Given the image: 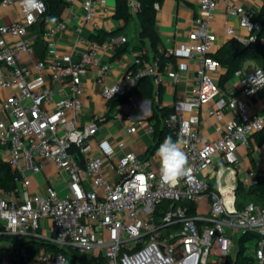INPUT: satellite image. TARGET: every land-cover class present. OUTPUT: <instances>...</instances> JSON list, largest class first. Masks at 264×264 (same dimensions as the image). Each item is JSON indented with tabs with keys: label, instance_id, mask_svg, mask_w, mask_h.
I'll list each match as a JSON object with an SVG mask.
<instances>
[{
	"label": "built area",
	"instance_id": "built-area-1",
	"mask_svg": "<svg viewBox=\"0 0 264 264\" xmlns=\"http://www.w3.org/2000/svg\"><path fill=\"white\" fill-rule=\"evenodd\" d=\"M126 1L136 15L140 1ZM14 4L20 6L22 18L8 24L0 21V91H13L1 101L6 116L0 118V142L5 145V159L19 173L15 190L0 189V223L5 231L18 240L42 238L67 251L72 247L84 255H103L105 264H208L214 254L226 260L230 256V264H235L234 240L256 232L261 237L254 246L253 264H264V205L250 201L239 207L236 188L213 187L209 177L217 156H234L240 146H249L252 136L264 130V110L253 109L251 102L264 89V67L238 70L239 89L228 91V98L219 100L222 67L212 55L217 41L212 20L219 5L224 4L228 18H239L246 33L231 25L226 26V32L247 45L257 41V31L263 28L262 22L254 19V12L234 0H200L195 28L186 42L164 50L170 58L166 63L159 57L142 61L120 80L108 84L111 64L100 60L97 43L80 58L59 53L56 36L68 29L62 19L46 27V56L37 57L28 34L46 11V3L39 0L38 8L29 14L22 0H0L4 8ZM82 6L85 15L77 28L78 42L85 24L99 29L98 13L109 10L102 0H83ZM117 36L109 41H126L125 36ZM25 57L33 60L31 66ZM192 61L196 66L186 101L221 121L215 128L217 136L207 138L200 129L198 113L186 115L174 110L164 118L176 139L187 141L184 150L190 171L175 187L161 183L160 166L154 168L150 160L127 149L124 139L112 142L99 138L93 149L90 141L98 136L108 117L96 113L89 122L79 121L87 70L96 66L107 111L113 108L115 98H126L127 133L135 134L144 127L154 134L153 123L137 117L133 90L147 76L155 86L166 76L178 80ZM50 79L66 82L69 93L59 94ZM158 103L159 108L165 106ZM223 109L233 116L224 119ZM48 163L55 166L57 178L68 175L66 193H61L55 183L44 193L29 190L31 172L42 171ZM258 176L251 170L242 181L249 187ZM204 200L209 205L206 212L199 209ZM190 204L196 206V214L191 213ZM44 219L52 224L47 232H43ZM17 252L19 264H66L68 260L63 251L42 249L34 257L26 247ZM0 264L14 262L4 254Z\"/></svg>",
	"mask_w": 264,
	"mask_h": 264
},
{
	"label": "crops",
	"instance_id": "crops-1",
	"mask_svg": "<svg viewBox=\"0 0 264 264\" xmlns=\"http://www.w3.org/2000/svg\"><path fill=\"white\" fill-rule=\"evenodd\" d=\"M65 8L62 12L63 19L68 26L66 31L59 32L56 36L59 53H71L74 58H80L83 53L90 50L92 44L97 43L98 57L101 61L110 62L111 68L106 77L107 83L112 84L120 80L123 74L131 69L134 65L142 61H153L158 53L164 52L170 46L179 45L188 40L189 33L195 28V19L200 15V0H163L157 4L156 15V31L159 35L157 48L152 46L149 38H145V46L140 47L139 40V21L136 15L126 23L124 20L116 17L117 0H102L109 10L108 12L100 11L98 13L99 29H95L92 24H85L81 32V41H79V32L77 28L81 25L84 18L85 11L82 6L83 0H63ZM238 4L244 6L247 10L257 13L264 7V0H234ZM224 4H220L215 12L212 20V28L217 33V41L215 43V51L219 49L226 41L233 38L229 35L225 28L227 25L233 26L237 31H243L240 20L236 16L228 18L225 14ZM22 18V10L18 4L9 7L0 6V21L3 23H11ZM56 21L50 19L45 25L37 22L29 31V37L33 40L37 57L45 58L46 48L43 38V32L46 27ZM100 29L107 32L119 31L118 36H125L127 43V50L121 55H117L119 46L123 43H112L109 40L103 44L95 41L94 35ZM243 33H246L243 31ZM117 36V37H118ZM261 40L264 42V32L261 35ZM157 49V50H156ZM146 55V56H144ZM25 63L32 65L31 59L24 58ZM191 68L183 71L180 78L173 79L168 76L164 78L159 86H156V101L165 106L174 108L176 111L184 112L186 115L198 113L200 115V129L203 135L207 138H215L216 125L220 123V119L216 116H209L204 112V108L197 107L186 101L187 95L190 93L192 86L193 68L196 66L192 61ZM256 66L253 60H247L244 63L243 70H252ZM172 67V65H171ZM96 66L91 67L83 76V108L79 114V121L81 123L89 122L92 116L96 113L106 114L108 119L102 123L99 129L98 136L91 139L93 149H96L97 139L110 138L112 142L120 139L127 141V149H132L139 154L141 158L151 161L152 166L158 167L159 161L155 156L156 150L153 149L155 145L154 134H150L146 128L140 127L135 134L126 132L127 121L124 118L126 105L123 101L114 102L113 108L110 111L106 110L107 101L103 97V86L97 82L95 73ZM224 69H221V73ZM59 92V94H68L69 87L66 82L49 80ZM240 87L239 76H235L229 80L225 89H222L220 99L226 100L228 98V91L238 90ZM13 93L12 89H2L0 91V118H4L6 113L1 109L2 98ZM119 98H115L116 101ZM253 109L264 110V89L260 90L255 96L251 98ZM113 103V102H112ZM137 117L153 122L151 120L152 105L151 100L140 96H136ZM233 115L226 109H223L224 119H229ZM164 140V139H163ZM163 142V141H162ZM161 142V143H162ZM256 171L259 174H264V143L259 145L255 135L252 136L249 146H240L234 156H217L214 165L209 170V177L213 187H235L237 188L239 179L243 178L247 172ZM57 170L55 166L48 163L42 171L31 172V184L29 190L33 192L44 193L49 184L55 183L61 193L68 191L65 181L55 176ZM244 201L245 198H242ZM209 205L204 200L199 209L202 212L208 211ZM204 214V213H203ZM44 230L47 232L52 224L50 220L44 219ZM8 257L13 260L14 264L18 260V256L13 250L8 249ZM7 253V249L4 254ZM15 260V261H14ZM211 264H227V260L217 254L210 257ZM43 264V263H41ZM46 264H55L49 262Z\"/></svg>",
	"mask_w": 264,
	"mask_h": 264
},
{
	"label": "trees",
	"instance_id": "trees-1",
	"mask_svg": "<svg viewBox=\"0 0 264 264\" xmlns=\"http://www.w3.org/2000/svg\"><path fill=\"white\" fill-rule=\"evenodd\" d=\"M46 3V11L38 18L37 22H40L41 25H45L53 17L56 20L63 19L62 12L65 8V2L63 0H44ZM141 3V9L136 14V17L139 21L140 31H139V40L140 47L145 46L144 39L149 38L152 42V46L157 48L159 35L156 31V15H157V4H160L163 0H139ZM133 14L130 12L126 0H117V11L116 17L124 20L126 23L130 22L133 18ZM254 19L260 20L262 22L263 28L257 31V41L255 46L251 47L243 42L239 41L236 38H231L226 41L219 49L212 53L213 57L220 61L221 67L224 69V72L221 73L219 78V85L221 89H225L226 84L229 80L236 76L238 70L243 69L244 63L247 60H253L259 66L264 67V42L261 40V35L264 32V7L257 13H254ZM36 22V23H37ZM35 23V24H36ZM119 35V31L107 32L103 29H100L94 39L99 44H103L105 41L110 40L112 37ZM128 46L125 42L124 45L119 46L117 55H121L127 50ZM157 50V49H156ZM161 61L166 63L170 58L164 55V53H158ZM146 56V55H144ZM134 65L132 68H135ZM136 96H140L146 99L151 100L152 105V115L151 120L154 125V139L155 145L153 149H158L159 145L168 136H171L172 139L176 140V134L170 130L164 123V118L170 113L174 112V108L169 106H163L159 108L158 102L156 101V86L153 83L152 77H144L133 90ZM126 98L119 97L114 102L125 101ZM257 143L261 145L264 143V130L254 134ZM19 173L12 168V166L5 159V145L0 142V189L3 191H12L17 188V177ZM238 200L237 204L239 207H242L245 203L253 201L259 204L264 205V174H259L258 181L252 184L249 187L244 185V182L240 178L236 188ZM242 198H245L243 201ZM190 210L192 214H196V206L190 204ZM259 233H250L244 236H241L237 239L238 250L235 256V264H253L254 259L250 254H245V248L247 242H255L260 239ZM7 243H11L16 250L21 247H26L30 256L34 257L42 249L49 252H59L63 251L70 255L73 259V263L76 259L81 261V264H105L106 258L103 255L99 256H88L81 254L78 249L70 247L69 251L65 248H59L44 239L25 238L23 240H18L16 236L9 234L5 231L4 226L0 223V262L3 259L4 253L7 248ZM20 258V257H19ZM231 257L227 258V264H230ZM21 261V258H20ZM18 262V264L20 263ZM17 262V261H16Z\"/></svg>",
	"mask_w": 264,
	"mask_h": 264
},
{
	"label": "clouds",
	"instance_id": "clouds-1",
	"mask_svg": "<svg viewBox=\"0 0 264 264\" xmlns=\"http://www.w3.org/2000/svg\"><path fill=\"white\" fill-rule=\"evenodd\" d=\"M24 10L31 14L39 5V0H22ZM55 19L54 17L52 18ZM186 140L178 138L175 141L171 136L166 137L159 145L155 156L159 161V172L161 183L169 187H175L181 178L190 171L188 157L184 150Z\"/></svg>",
	"mask_w": 264,
	"mask_h": 264
},
{
	"label": "rangeland",
	"instance_id": "rangeland-1",
	"mask_svg": "<svg viewBox=\"0 0 264 264\" xmlns=\"http://www.w3.org/2000/svg\"><path fill=\"white\" fill-rule=\"evenodd\" d=\"M9 95H10V93L8 95H6V96H9ZM67 179H68V175L66 173H63L62 176H61V180L64 182ZM39 239H42V238H39ZM237 239L238 238H236L234 240L233 255H232L233 258L236 256V252L238 250ZM6 245H7V248H6L7 249V253L6 254L7 255L9 254L8 253V251H9L8 249L13 250L15 252V254L18 256V260H16L17 262L15 260L14 261H15L16 264H18V262L20 261V258H19L17 250L14 248V246L11 243H7ZM254 246H255V242H252V241L247 242V246L245 248V254H250V255L253 256L254 255ZM66 264H81V261L79 259H76L75 262L73 263V259L69 255ZM208 264H211L210 261H209Z\"/></svg>",
	"mask_w": 264,
	"mask_h": 264
},
{
	"label": "water",
	"instance_id": "water-1",
	"mask_svg": "<svg viewBox=\"0 0 264 264\" xmlns=\"http://www.w3.org/2000/svg\"><path fill=\"white\" fill-rule=\"evenodd\" d=\"M248 46H251V47L255 46V42L249 43Z\"/></svg>",
	"mask_w": 264,
	"mask_h": 264
},
{
	"label": "snow or ice",
	"instance_id": "snow-or-ice-1",
	"mask_svg": "<svg viewBox=\"0 0 264 264\" xmlns=\"http://www.w3.org/2000/svg\"><path fill=\"white\" fill-rule=\"evenodd\" d=\"M141 180H143V178H141Z\"/></svg>",
	"mask_w": 264,
	"mask_h": 264
}]
</instances>
